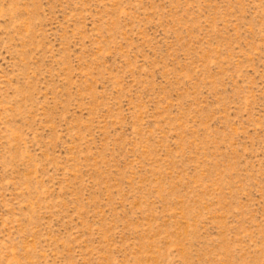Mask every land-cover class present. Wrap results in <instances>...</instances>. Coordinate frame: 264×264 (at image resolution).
<instances>
[{
	"label": "rangeland",
	"instance_id": "1",
	"mask_svg": "<svg viewBox=\"0 0 264 264\" xmlns=\"http://www.w3.org/2000/svg\"><path fill=\"white\" fill-rule=\"evenodd\" d=\"M0 264H264V0H0Z\"/></svg>",
	"mask_w": 264,
	"mask_h": 264
}]
</instances>
